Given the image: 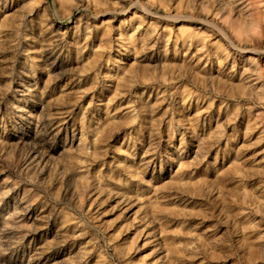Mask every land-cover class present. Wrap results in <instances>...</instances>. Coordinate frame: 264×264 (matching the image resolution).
Segmentation results:
<instances>
[{"label": "rangeland", "instance_id": "rangeland-1", "mask_svg": "<svg viewBox=\"0 0 264 264\" xmlns=\"http://www.w3.org/2000/svg\"><path fill=\"white\" fill-rule=\"evenodd\" d=\"M0 264H264V0H0Z\"/></svg>", "mask_w": 264, "mask_h": 264}]
</instances>
